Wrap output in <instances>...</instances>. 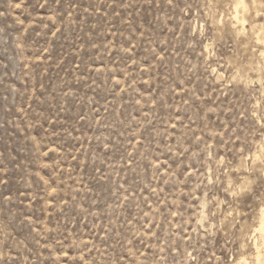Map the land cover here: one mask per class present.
I'll return each instance as SVG.
<instances>
[{
  "label": "rangeland",
  "instance_id": "rangeland-1",
  "mask_svg": "<svg viewBox=\"0 0 264 264\" xmlns=\"http://www.w3.org/2000/svg\"><path fill=\"white\" fill-rule=\"evenodd\" d=\"M262 2L0 0V264H253Z\"/></svg>",
  "mask_w": 264,
  "mask_h": 264
},
{
  "label": "bare ground",
  "instance_id": "bare-ground-1",
  "mask_svg": "<svg viewBox=\"0 0 264 264\" xmlns=\"http://www.w3.org/2000/svg\"><path fill=\"white\" fill-rule=\"evenodd\" d=\"M244 8V11H245V6H243ZM238 8V7H237ZM239 9V8H238ZM235 10H236V8H235ZM235 19V18H234ZM239 22V21H238ZM245 22V21H244ZM240 25V24H239ZM261 214H259V215H261V224H260V227H259V232L261 233V238H262V245L261 246H263L264 247V230H262V224H264V208H262V210H261V212H260ZM261 241V240H260ZM257 243V242H256ZM255 247H256V257H255V259L253 260L254 261V263L253 264H264V249L262 250L261 248H260V246H259V244H255L254 245ZM255 250V249H254ZM237 264H239V263H237ZM252 264V263H251Z\"/></svg>",
  "mask_w": 264,
  "mask_h": 264
},
{
  "label": "snow or ice",
  "instance_id": "snow-or-ice-1",
  "mask_svg": "<svg viewBox=\"0 0 264 264\" xmlns=\"http://www.w3.org/2000/svg\"><path fill=\"white\" fill-rule=\"evenodd\" d=\"M237 6L238 7H243L244 6V0H238V5ZM260 8L264 9V2H262L260 4ZM262 15H264V13H262ZM260 43H264V42H260ZM262 187H264V181H262ZM244 191H247V190L245 189ZM262 230H264V224H262Z\"/></svg>",
  "mask_w": 264,
  "mask_h": 264
}]
</instances>
